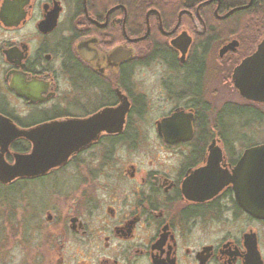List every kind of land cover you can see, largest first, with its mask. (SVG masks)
<instances>
[{"label": "flooded vegetation", "instance_id": "flooded-vegetation-1", "mask_svg": "<svg viewBox=\"0 0 264 264\" xmlns=\"http://www.w3.org/2000/svg\"><path fill=\"white\" fill-rule=\"evenodd\" d=\"M263 125L264 0H0V264H264Z\"/></svg>", "mask_w": 264, "mask_h": 264}, {"label": "water", "instance_id": "water-1", "mask_svg": "<svg viewBox=\"0 0 264 264\" xmlns=\"http://www.w3.org/2000/svg\"><path fill=\"white\" fill-rule=\"evenodd\" d=\"M54 130H58V128H54ZM52 138H58V136H52ZM47 140L45 136L40 135L39 146L30 154L16 155L14 166H9L1 160L2 171L5 172V175H11L14 171L22 173H26L29 170L37 171L51 164L54 157L58 156L60 143H47ZM2 145L4 146V144ZM255 151L259 155L257 167H251L248 162L243 166L242 170L249 173V177L247 176L248 182L251 178L256 180L255 185L258 186L257 199H250L249 195L247 198H241L239 202L246 211L256 212L259 216L264 217V144L254 148Z\"/></svg>", "mask_w": 264, "mask_h": 264}, {"label": "rangeland", "instance_id": "rangeland-1", "mask_svg": "<svg viewBox=\"0 0 264 264\" xmlns=\"http://www.w3.org/2000/svg\"><path fill=\"white\" fill-rule=\"evenodd\" d=\"M260 129V128H259ZM261 130H262V132L260 133L261 135H259V136H261L262 138H264V125L261 127ZM5 223H4V218H0V225H4Z\"/></svg>", "mask_w": 264, "mask_h": 264}]
</instances>
